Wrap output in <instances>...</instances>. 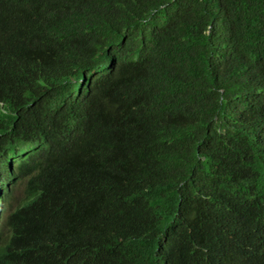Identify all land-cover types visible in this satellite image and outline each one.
I'll return each mask as SVG.
<instances>
[{
    "label": "trees",
    "instance_id": "1",
    "mask_svg": "<svg viewBox=\"0 0 264 264\" xmlns=\"http://www.w3.org/2000/svg\"><path fill=\"white\" fill-rule=\"evenodd\" d=\"M10 194L0 264H264V0H0Z\"/></svg>",
    "mask_w": 264,
    "mask_h": 264
},
{
    "label": "clouds",
    "instance_id": "2",
    "mask_svg": "<svg viewBox=\"0 0 264 264\" xmlns=\"http://www.w3.org/2000/svg\"><path fill=\"white\" fill-rule=\"evenodd\" d=\"M11 191L13 192V188L9 187L7 192L9 193ZM10 201L11 194L10 197L8 195H3L2 197L0 196V234H2L4 225L6 223Z\"/></svg>",
    "mask_w": 264,
    "mask_h": 264
}]
</instances>
